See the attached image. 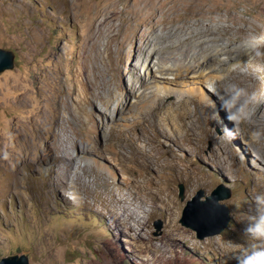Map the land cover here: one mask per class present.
Listing matches in <instances>:
<instances>
[{
	"label": "rangeland",
	"instance_id": "rangeland-1",
	"mask_svg": "<svg viewBox=\"0 0 264 264\" xmlns=\"http://www.w3.org/2000/svg\"><path fill=\"white\" fill-rule=\"evenodd\" d=\"M58 1L0 0V48L15 54L14 68L0 73V261L30 253V264H236L227 242H243L252 196L264 181V149L261 138H249L251 130L244 123L231 140L219 135L223 127L231 129L232 123L211 85L215 82L220 91L215 77L223 74L224 79L218 80L222 89L234 82L255 91L252 108L258 110L251 122L263 129L264 58L250 57L255 48L264 50V0H66L60 6ZM173 6L177 9L171 16L168 12ZM162 9L167 17L160 21L156 15ZM112 11V20L102 29L112 23L116 38L108 44L106 36L99 37L102 58L97 67L109 83L108 98L125 93L131 104L139 103L135 111L124 114L129 128L112 116L103 120L126 130L140 121L139 113L154 89L143 65L136 66L138 45L142 42L148 54L153 40L159 39L160 55L167 57L164 64L185 58L193 69L190 77L175 80L177 86H161L158 94L165 98L166 107L160 115V132L152 133L165 157L162 161L174 156L183 173L171 166L158 170L136 163L123 171L106 159L112 173L109 181L97 171L78 169L71 180L64 178L49 191L54 175L50 171L56 172L53 159L35 154V162L30 157L23 165L29 153L5 125L36 119L40 109L61 111L60 121L73 128L93 120L102 123L99 104L77 99L69 88L73 83L80 85L82 79L78 69L82 68L79 56L84 52V35L97 32L103 13ZM169 17L175 21L166 28ZM122 38L127 40L123 44ZM153 60H149L151 65ZM217 61L222 63L218 71H206V63ZM173 79L170 74L160 76L162 81ZM191 94L199 100L198 109L195 103L189 104L192 121L181 122L177 107L182 101L187 103L183 98ZM66 102L74 110L72 116L64 111ZM187 122L193 123V131L181 126ZM56 130L64 138L61 129ZM104 130L101 126L102 144ZM110 142L118 146L114 135ZM115 159L122 161V156L118 153ZM79 163L83 167L85 161ZM17 166L22 184L15 189L7 178ZM148 174L154 183L145 189ZM197 175L203 179L197 181ZM219 188L222 195H230L218 203L228 208L230 224L219 235L199 239L196 231L183 225L184 209L203 192L194 208H203L206 216L220 211L209 200ZM125 218H130L131 226L123 223ZM157 222L162 223L160 231L155 228ZM216 222V217L202 218L198 225L206 232L216 228Z\"/></svg>",
	"mask_w": 264,
	"mask_h": 264
},
{
	"label": "bare ground",
	"instance_id": "bare-ground-1",
	"mask_svg": "<svg viewBox=\"0 0 264 264\" xmlns=\"http://www.w3.org/2000/svg\"><path fill=\"white\" fill-rule=\"evenodd\" d=\"M58 2L60 6L64 5L66 0H59ZM70 9L71 11H75L74 7H71ZM176 9L177 7L173 6L170 8L168 13H170L172 16V14H174L173 12ZM114 12L115 11H112L110 13L104 12V18L100 21L97 27V32L92 35H84V52H82L79 56L82 63V68L78 69V75L82 76V79H80V85L75 86V83H73L69 88L70 91H74L75 93H77V99L82 101L85 100L89 103L99 104L101 110V113H99V115L102 118V123L99 124L98 121L93 120L82 123L79 128H73L71 124L68 123L67 125L65 121H60L59 117L61 115V111L45 113L40 109L38 111L36 119L30 118L27 122L13 120V122L5 125L6 130H11L9 133L15 136V141L18 144H21L23 148L26 149L25 152L29 153L28 157H25L23 159V165L28 164L30 157L32 161L35 162L36 158H32V156H35V154L45 153L53 159L52 162L55 163L54 167H56V172L50 171V174L53 173L54 175L52 176V180L49 185V191L55 190L62 183L64 178L71 180L72 173L78 169H83L84 171H87V173L91 174L97 171V175H106L107 178L105 179L109 181L112 173L111 168L106 165L108 164V162L106 163V159L114 161L113 165L120 167L123 171L125 167L129 166V164L136 163L139 165L143 164V166L145 167L156 166L154 168H157L158 170H160V166H162V168L171 166L174 167L177 172L183 173L182 165L175 160L174 156L171 160L167 159L164 162L162 161L165 157L160 153L159 143H154L156 141L152 133L154 132V134L156 135V133L160 132V115H162L163 109L166 107V104L164 102L165 98L161 97L158 94L161 86H177L178 84H175V80L178 81L182 77H190V75L193 74V69L185 62V58H182L180 61L174 62L170 66H168V64H164V62H167V57H161L160 55V49L157 46L159 39L157 42L153 40V44L151 43V51L148 54L144 49L142 42H140L138 45V52L140 54L137 56L136 66L143 65V67L151 77L149 86L154 89L151 92V97L149 98V101L147 103L148 105L146 104L145 109L140 113L138 112L140 121L138 120L139 122L134 125V129L126 130L118 129L116 123L114 122H112L111 124H107L103 120L108 119V116H112L113 121H123V127L129 128L130 124L128 123V121L130 120L129 118L126 119L124 114L130 110L135 111L136 106L139 103L137 101L136 104H131L129 96L125 93L119 95L111 94V98H108L106 94L107 90L109 89V83L105 80L99 68L97 67L98 61L102 58V52L99 46V37L106 36L108 38V44H110L111 41H115L116 38V33L114 34L115 27L112 23L104 28L105 31L104 29H102V26L108 20H112L110 15H112ZM156 17H160L161 21L166 19L167 14L162 9L160 11V14H157ZM125 19H122V22H125ZM169 19L171 22L165 25L166 28L168 27V25L174 23L175 21L174 17H169ZM84 27L85 25H82V28ZM125 41L127 40L123 38L120 39L121 44H123ZM87 48L88 52H86ZM144 54H146V60ZM174 57L175 53L173 54V56L168 58L172 59ZM150 58L154 59L152 62L155 61L153 65H151V63L149 62ZM220 64H222L220 63V61H217L216 64L206 63V71H218ZM166 74L173 75L174 79L169 81L160 80V76H164ZM68 80L73 81L74 78L69 77ZM216 84L218 88L222 90V85L219 84L218 80ZM164 88L166 89L167 86ZM27 91L28 89H26L25 94L27 93ZM68 95L72 94L69 93ZM183 99H188L189 101L187 103L186 101H182L181 105L183 107L178 106V108L176 106L177 110H179V120H181V122L183 119L192 121L193 117L191 111L189 113V108L186 107H188L189 104L195 103L196 109H198L197 101L199 100H197V97H195L194 94H191ZM172 104L170 106H172ZM252 109V115H254L257 112L258 108ZM64 111L71 116L74 114L73 108L69 104H67V102L64 104ZM187 124L188 126L185 128L184 126H186ZM192 124V122H187L185 124H182L181 126H183V128L188 131H193L191 130ZM244 125L249 130L260 129L259 124H254L251 121L244 123ZM101 126L105 128L102 134L104 144L100 142ZM56 127L58 129H61L64 138L60 134H58ZM180 128L182 129V127ZM262 130H264V127ZM84 131L86 136H83ZM113 135L118 141V146L110 142ZM261 140V149H264V136L261 137ZM144 143H146V147L142 146ZM149 147L150 150H148ZM118 153L122 156V161H120L119 159H115V156H118ZM105 154L110 157L106 158L107 156H105ZM79 160L85 161L83 167L80 165ZM17 168L19 167L17 166L16 168H9L12 171L11 173L8 172L10 174V177L7 178L9 185L13 186L15 189H17V187L22 184V179L18 176L20 170ZM128 168H131V166H129ZM75 177V180H79L81 178L78 174H76ZM201 179H203V177L198 175L196 176L197 181H200ZM95 181L97 180H94L93 182ZM153 183V175L148 174L143 181V187H145L146 189L148 185H152ZM257 190L258 192H264V181H261L259 183ZM130 202L131 201H125V203ZM127 216L131 217L132 214L129 213V215ZM123 223L131 226L130 218H125L123 220Z\"/></svg>",
	"mask_w": 264,
	"mask_h": 264
},
{
	"label": "clouds",
	"instance_id": "clouds-1",
	"mask_svg": "<svg viewBox=\"0 0 264 264\" xmlns=\"http://www.w3.org/2000/svg\"><path fill=\"white\" fill-rule=\"evenodd\" d=\"M250 58H264V50L255 48ZM216 80H223V74H218ZM212 93L217 97L226 119L232 123V128L223 127L221 137L231 140L235 130L242 124L251 121L252 105L257 100V93L234 82L227 83L218 91L215 82L211 85ZM211 101H209V104ZM264 136V130L253 129L249 138L258 140ZM251 210L246 214L247 224L244 229V239L241 243L227 242L228 249L236 264H264V192H257L251 199Z\"/></svg>",
	"mask_w": 264,
	"mask_h": 264
},
{
	"label": "water",
	"instance_id": "water-1",
	"mask_svg": "<svg viewBox=\"0 0 264 264\" xmlns=\"http://www.w3.org/2000/svg\"><path fill=\"white\" fill-rule=\"evenodd\" d=\"M14 62H15V54L11 51H7L0 48V73H3L7 70H12L14 68ZM223 189L219 188L214 191L213 195L209 198L210 201L214 205H216L218 208H220V211L210 212L207 216L205 214V211L203 208L197 207L194 208L195 205H198L197 200H199L200 197L204 195L203 192L199 193L198 197L195 199V202H188L187 207L184 209V219H183V225L196 231L198 233L199 239H205L210 236H216L221 234L230 224V216H229V210L226 207H220L218 206V203L221 200H226L230 198L229 194L222 195ZM181 199H184V189L180 192ZM211 204V206H213ZM216 217V228H213L212 230H208L204 232L201 227L198 225V221L200 219H211ZM155 228L160 231L162 229V223L157 222ZM159 233H156L158 235ZM30 253H23L21 255H12L8 256L6 258H3L0 261V264H30Z\"/></svg>",
	"mask_w": 264,
	"mask_h": 264
}]
</instances>
